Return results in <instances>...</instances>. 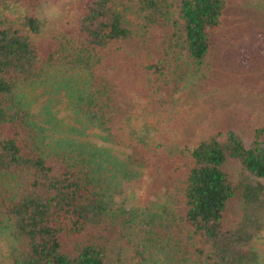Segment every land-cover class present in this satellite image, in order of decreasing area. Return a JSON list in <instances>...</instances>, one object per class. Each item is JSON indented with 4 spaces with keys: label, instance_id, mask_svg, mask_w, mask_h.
I'll use <instances>...</instances> for the list:
<instances>
[{
    "label": "trees",
    "instance_id": "1",
    "mask_svg": "<svg viewBox=\"0 0 264 264\" xmlns=\"http://www.w3.org/2000/svg\"><path fill=\"white\" fill-rule=\"evenodd\" d=\"M38 5L0 0V180L13 182L0 184V264H264V126L248 145L230 130L151 154L154 127L131 114L119 124L98 72L117 42L163 38V56L143 67L179 88L203 73L228 0H87L72 36L47 50L33 38L44 27ZM133 7L140 24L126 15ZM39 88L47 96L35 112ZM61 93L70 122L55 110ZM95 128L109 145L86 139ZM123 137L127 157L115 147ZM158 160L167 202L140 206L143 169Z\"/></svg>",
    "mask_w": 264,
    "mask_h": 264
},
{
    "label": "rangeland",
    "instance_id": "2",
    "mask_svg": "<svg viewBox=\"0 0 264 264\" xmlns=\"http://www.w3.org/2000/svg\"><path fill=\"white\" fill-rule=\"evenodd\" d=\"M86 1L38 0L37 14L44 21V27L39 35L33 36L34 40L47 50L54 36H72ZM263 7V0H228L223 21L212 35L203 73L185 80L179 88L143 67L147 58L154 61L163 56V38L127 39L114 44L98 72L112 84L119 108L118 123L122 124L131 114L140 122L151 124L154 127L148 140L151 154L160 146L176 143L192 146L213 134L221 137L230 130L239 133L248 145L254 129L264 126ZM126 15L135 24L141 23L136 7L128 9ZM35 93L33 109L38 112L45 100L41 97L44 89H36ZM63 94L55 95V110L59 118L70 122L72 112ZM89 134L87 140L110 144L104 142L99 129H92ZM115 147L121 157H127L134 149L125 138ZM162 162L153 161L143 169L148 188L147 194L136 202L138 205L155 207L167 202L166 171L160 168L158 175L154 174ZM230 170L235 179L241 176L239 164L233 163ZM0 181L3 185L13 184L3 177ZM240 216L237 205L230 204L227 224L235 226ZM3 246L7 249L5 238L0 240V258L6 252ZM261 251L264 255V242Z\"/></svg>",
    "mask_w": 264,
    "mask_h": 264
}]
</instances>
